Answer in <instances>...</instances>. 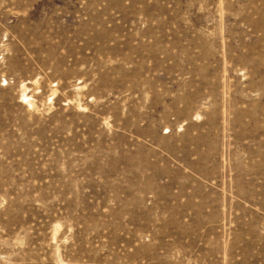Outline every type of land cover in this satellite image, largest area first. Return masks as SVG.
I'll return each mask as SVG.
<instances>
[{
  "label": "rangeland",
  "instance_id": "374dc122",
  "mask_svg": "<svg viewBox=\"0 0 264 264\" xmlns=\"http://www.w3.org/2000/svg\"><path fill=\"white\" fill-rule=\"evenodd\" d=\"M0 264H264V0H0Z\"/></svg>",
  "mask_w": 264,
  "mask_h": 264
}]
</instances>
